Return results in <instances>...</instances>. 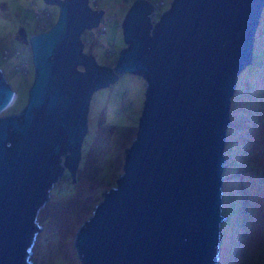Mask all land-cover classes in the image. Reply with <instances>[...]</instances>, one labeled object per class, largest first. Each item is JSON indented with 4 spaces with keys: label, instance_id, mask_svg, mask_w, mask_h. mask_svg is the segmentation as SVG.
I'll use <instances>...</instances> for the list:
<instances>
[{
    "label": "water",
    "instance_id": "water-1",
    "mask_svg": "<svg viewBox=\"0 0 264 264\" xmlns=\"http://www.w3.org/2000/svg\"><path fill=\"white\" fill-rule=\"evenodd\" d=\"M45 2L58 21L19 31L35 69L28 103L0 116V264H34L53 184L66 168L76 182L92 97L126 73L147 83L138 133L116 186L78 230L77 254L82 264H220L232 102L254 64L264 0H174L155 25L154 4L137 0L115 68L84 53L82 33L103 10ZM14 97L0 68V114Z\"/></svg>",
    "mask_w": 264,
    "mask_h": 264
},
{
    "label": "rangeland",
    "instance_id": "rangeland-1",
    "mask_svg": "<svg viewBox=\"0 0 264 264\" xmlns=\"http://www.w3.org/2000/svg\"><path fill=\"white\" fill-rule=\"evenodd\" d=\"M136 1L99 0L91 6L104 11L101 25L107 29L105 33L98 27L85 30L82 39L85 53L93 55L99 65L116 66L126 47L123 24ZM149 1L157 8L156 22L174 0ZM37 10L51 13V26L58 21L59 7L45 0H0V67L17 93L11 109L1 115L19 113L28 103L35 69L30 47L17 55L27 47L19 31L25 27L30 33L40 27L42 19L34 14ZM261 21L254 64L240 76L232 102L223 184L227 220L221 228L220 264H264V12ZM27 59L28 72H20L18 66ZM146 88L142 76L126 73L94 93L76 182L66 168L39 212L42 231L33 248L34 264H82L76 235L103 201L104 193L115 187L124 173L126 149L138 133ZM235 110L243 115L235 117Z\"/></svg>",
    "mask_w": 264,
    "mask_h": 264
},
{
    "label": "built area",
    "instance_id": "built-area-1",
    "mask_svg": "<svg viewBox=\"0 0 264 264\" xmlns=\"http://www.w3.org/2000/svg\"><path fill=\"white\" fill-rule=\"evenodd\" d=\"M35 15L37 16V17H40L41 19H42V24H44L45 26H46V24L44 23V21H45V19H50V13L49 12H41V11H39V10H37L36 12H35ZM106 31V29H105V27L104 28H102V32H105ZM113 49V48H112ZM26 49L24 48L22 51H18L17 52V55L20 57L23 53H24V51H25ZM110 52V54L112 53V51H109ZM9 53V51H7V54ZM18 70L19 71H21V72H24V73H27V71H28V61H22L21 62V65L20 66H18Z\"/></svg>",
    "mask_w": 264,
    "mask_h": 264
},
{
    "label": "clouds",
    "instance_id": "clouds-1",
    "mask_svg": "<svg viewBox=\"0 0 264 264\" xmlns=\"http://www.w3.org/2000/svg\"><path fill=\"white\" fill-rule=\"evenodd\" d=\"M148 1H149V0H148ZM91 2H93V3L96 4V3H97V0H92ZM150 2H151V1H150ZM162 5H165V2H162ZM154 6H155V5H154ZM90 7H91V6H90ZM91 8H92V7H91ZM92 9H94V10H99V11L101 10V9H99V8H92ZM155 9L157 10L156 6H155ZM168 10H170V9H168ZM45 12H48V10H46ZM155 16H156V14H155ZM155 16H154V17H155ZM158 21H159V19H158ZM158 21L153 22V19H152V24L155 25ZM102 22H105L104 15H103V17L101 18L100 23H99V25H98V28H101V32H102V28L105 27V26H102V25H101ZM95 28H96V27H95ZM93 29H94V28H93ZM93 29H92V30H93ZM105 29H107V28L105 27ZM92 30H91V31H92ZM47 31H48V30H47ZM105 32H106V31H105ZM105 32H102V33H105ZM40 33H41V32H40ZM28 34H29V33H28ZM34 34H37V33H30L29 36H32V35H34ZM94 37H96L95 34H94ZM82 40H83V39H82ZM83 43H84V46H85V42H84V41H83ZM26 46H27V47H25V49L28 50V47H30L29 44H26ZM127 47H128V46L126 45V48H127ZM30 49H31V48H30ZM26 50H25V51H26ZM31 52H32V51H31ZM84 53H85V48H84ZM85 54H86V53H85ZM6 55H8L7 52H6ZM86 55H88V54H86ZM109 55H111L110 52H109ZM254 55H255V54H254ZM18 57H19V56H18ZM27 61H28V68H29L30 60L27 59ZM117 62H118V61H117ZM115 67H116V66L111 67V68H115ZM0 68H1V67H0ZM1 69H2V68H1ZM27 72H28V71H27ZM16 97H17V93L15 92V97H14L15 100H16ZM10 107H11V104H10V106H9L5 111H7ZM5 111H4V112H5ZM1 114H2V113H1ZM1 114H0V116H2ZM8 114H9V113H8ZM68 170H69V169H68ZM64 173H65V172H64Z\"/></svg>",
    "mask_w": 264,
    "mask_h": 264
},
{
    "label": "trees",
    "instance_id": "trees-1",
    "mask_svg": "<svg viewBox=\"0 0 264 264\" xmlns=\"http://www.w3.org/2000/svg\"><path fill=\"white\" fill-rule=\"evenodd\" d=\"M92 0H90V6H92V5H96L98 2H99V0H97V3L95 4H93L92 2H91ZM103 1V0H102ZM162 2H164V1H162ZM161 2V3H162ZM40 11V10H39ZM36 12V11H35ZM42 12V11H41ZM49 12V11H48ZM50 13V12H49ZM35 14V13H34ZM50 16H51V13H50ZM41 23V25H40V27L39 28H37V29H34V30H32L30 33H40V32H44V31H47V30H49L52 26H51V22H50V20L48 19H45V21H44V23L46 24V26L44 25V24H42V21L40 22ZM261 23H262V21H261ZM263 26V25H262ZM50 27V28H49ZM261 30V29H260ZM29 33V32H28ZM29 33V34H30ZM255 54H256V52H255ZM21 72V71H20ZM24 73V72H23ZM16 99H17V97H16ZM16 101V100H15ZM15 101H14V103H15ZM13 103V104H14ZM13 104L11 105V107L13 106ZM11 107L9 108V109H11ZM236 111V110H235ZM10 113V112H9ZM236 115H239V116H242L243 114H238V112L236 111V114H235V117H236ZM240 119H241V117H240Z\"/></svg>",
    "mask_w": 264,
    "mask_h": 264
},
{
    "label": "bare ground",
    "instance_id": "bare-ground-1",
    "mask_svg": "<svg viewBox=\"0 0 264 264\" xmlns=\"http://www.w3.org/2000/svg\"><path fill=\"white\" fill-rule=\"evenodd\" d=\"M14 101H15V98H14L13 101L11 102V105L14 103Z\"/></svg>",
    "mask_w": 264,
    "mask_h": 264
}]
</instances>
